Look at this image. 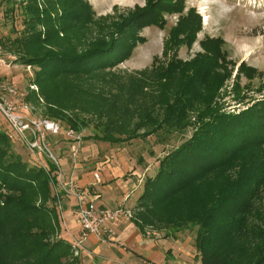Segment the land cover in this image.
I'll use <instances>...</instances> for the list:
<instances>
[{
    "label": "trees",
    "instance_id": "obj_1",
    "mask_svg": "<svg viewBox=\"0 0 264 264\" xmlns=\"http://www.w3.org/2000/svg\"><path fill=\"white\" fill-rule=\"evenodd\" d=\"M4 1L9 13L21 12L22 29L0 38V56L34 68L45 116L62 133L90 127L86 138L108 144L150 135L161 144L191 129L143 179L131 208L138 230L150 226L176 238L194 228L200 264H264V95L236 114L220 111L216 99L233 63L219 38L204 37L202 53L177 58L201 31L195 8L184 0H144L95 16L86 0ZM169 15L177 17L162 59L153 57L141 71H115L144 42L139 31L163 29ZM237 72L248 80L255 74L242 63ZM26 99L36 101L32 93ZM10 130H0V264H77L53 206L57 167L47 156L43 165H27L11 150Z\"/></svg>",
    "mask_w": 264,
    "mask_h": 264
},
{
    "label": "rangeland",
    "instance_id": "obj_2",
    "mask_svg": "<svg viewBox=\"0 0 264 264\" xmlns=\"http://www.w3.org/2000/svg\"><path fill=\"white\" fill-rule=\"evenodd\" d=\"M95 16L111 15L113 13H121L124 10L132 9L134 5L143 6L144 0H86ZM185 7H194L201 19V31L197 33L196 39L190 49L181 46L177 50V58L181 61L191 59L195 53L201 52L199 41L204 37L219 38L224 45L222 50L226 61H230L233 65L227 64L230 70L229 78L219 89V96L216 99L220 106V111L224 113L236 114L248 108L254 101L260 99L264 95V0H184ZM8 8V7H7ZM4 0H0V38L13 37L15 31L22 29V14L18 9L14 8L9 13ZM176 15L165 16L166 25L163 29L156 27H146L139 31L138 36L144 39L143 43H138L132 50L131 56L125 62L119 64L115 71L117 72H134L141 71L150 67L152 58L162 59V41L167 35L169 27L176 21ZM77 49H83L85 46H76ZM13 57L7 55L0 56V130L9 131L10 127L5 119V104H13L16 107L15 114L23 116L29 120H49L45 115L46 104L39 98L38 88L32 83L34 76V68L24 66L13 62ZM253 68L255 74L252 79H246L241 73L237 72L240 64ZM231 67V69H230ZM114 71V72H115ZM118 75H122L121 73ZM117 76V75H116ZM114 79H117L113 77ZM122 80V79H121ZM239 91L238 98L234 95V87ZM32 93L36 97V101L25 100V97ZM38 99V100H37ZM25 105V109L22 108ZM55 122V121H54ZM90 127L80 130L81 138L75 144L74 154L70 150V140H67L62 131L57 135H46V140L50 144L49 150L57 158L65 157V163L60 167L65 170L67 177L71 174L74 165H77L80 176L87 178V183L92 182L91 172L98 168L101 177L104 171L109 172L108 178H114V172L122 173L121 177H128L135 167L151 166L147 168L141 180V188L143 179L149 174L154 173L157 166V159L161 158L166 152L170 151L173 146L179 144L184 138L188 137L191 129L188 128L183 134L173 133L164 143H156L153 135L148 136L145 140H130L122 144H108L107 142L96 141L86 138L90 135ZM11 134L14 140L11 141V150L18 154L22 161L29 166L43 165L46 162L45 155L30 152L24 142L12 130ZM61 163V162H59ZM105 171V172H106ZM148 171V172H147ZM147 172V173H146ZM63 180L66 175L62 177ZM101 184L97 185L100 187ZM140 188V189H141ZM57 183L52 187L51 192H55ZM61 200L56 197L55 205L59 219V235L66 240L72 242L78 236V229H71L67 220H62L61 210L58 208V202L64 201L63 190L59 192ZM71 198L74 202V198ZM127 198V197H126ZM129 200H133L130 197ZM261 205H264V197ZM134 205L131 206L133 209ZM261 208V206H259ZM134 215L128 220L134 221ZM65 223V229L63 224ZM121 221V220H120ZM119 222V221H118ZM114 225V224H113ZM112 227H116L115 225ZM184 230L176 233L181 234L182 241L188 240V248L193 247V229L184 227ZM153 231L154 234H145ZM162 232L156 231L150 226H146L141 234L146 238L157 237L162 238L160 242V250L169 251L172 256L179 260L189 263L188 258L175 250L176 243L170 245L172 241L163 242ZM149 233V232H148ZM168 237V236H166ZM165 238V237H164ZM189 238V239H188ZM168 241V240H166ZM179 241V240H178ZM192 241V242H191ZM83 243L81 246H83ZM194 250V247H193ZM190 257L191 264H199V259ZM78 254V253H77ZM77 254L72 253L77 259ZM163 254V253H162ZM197 261V262H196ZM156 264H171L170 261L159 256Z\"/></svg>",
    "mask_w": 264,
    "mask_h": 264
},
{
    "label": "crops",
    "instance_id": "obj_3",
    "mask_svg": "<svg viewBox=\"0 0 264 264\" xmlns=\"http://www.w3.org/2000/svg\"><path fill=\"white\" fill-rule=\"evenodd\" d=\"M57 158L59 162H61L60 166L65 163V157L58 156ZM76 166L77 165H74L68 177L67 174H65V170L63 171L60 167L61 176L63 177V175H66V178H75L79 185L85 186L89 182L87 183L86 177L79 175L80 173L77 172L79 169H77ZM147 168L150 169L151 166L144 165L143 167H135V169L130 172L129 176L124 178L121 177V175H123L122 173L119 174V172H114V178L109 180H105L104 178H108L109 175V172L105 170L104 176L101 177V186L97 187L98 197L95 201L96 204L105 209L116 208L119 204L131 208V206L136 203V199L141 192L140 183L145 171L148 170ZM151 175L152 174H149L148 176ZM125 194L127 198L123 200ZM130 197H133L132 201L129 200ZM61 202L60 213L62 220H67L72 230L78 229L74 221L75 206H73L72 199L65 197L64 201ZM114 225L116 226L115 228L112 227ZM114 225H108L112 230V234L106 241L100 240L94 234H89L85 237L83 246L78 250L77 264H156L159 263L157 261L161 255L164 256V259L170 261L171 264H191L190 257H194L192 244L191 247L188 248V240L182 241L180 233L176 238L171 236L163 237L162 241H172L169 243L170 245L176 243L175 250L188 258L189 263L172 256L169 251L160 250L161 246L159 240L162 238H160V236L159 238L144 237L133 221L121 220ZM63 226L67 229L65 223Z\"/></svg>",
    "mask_w": 264,
    "mask_h": 264
},
{
    "label": "built area",
    "instance_id": "obj_4",
    "mask_svg": "<svg viewBox=\"0 0 264 264\" xmlns=\"http://www.w3.org/2000/svg\"><path fill=\"white\" fill-rule=\"evenodd\" d=\"M6 112L5 119L9 124V127L13 129L15 134L24 142L27 149L32 153H43L47 156L57 167V189L54 192L55 196L61 200V194L63 190V196H71L74 198V221L78 228V238L73 240L72 248L73 253L77 254L79 248L85 237L89 234L96 235L100 240L106 241L111 237L112 230L108 225L115 224L120 220H128L133 215V210L126 207L123 204H119L116 208L105 209L96 204L98 197L97 185L101 184L100 172L98 168L91 172L92 182L81 186L78 184L75 178L69 177V179L63 180L60 171L59 159L56 158L49 150L50 144L46 140V135H57L61 131L57 122L48 120H27L23 116L14 113L16 107L13 104H5ZM22 108L25 109V105L22 104ZM2 111L3 109L0 108ZM63 136L70 140V150L74 154L75 144L81 138L80 131L76 132L71 128H65L63 130ZM127 195L125 194L123 200ZM58 202V208H60V201ZM149 232V233H148ZM145 234H154L153 231H148Z\"/></svg>",
    "mask_w": 264,
    "mask_h": 264
}]
</instances>
